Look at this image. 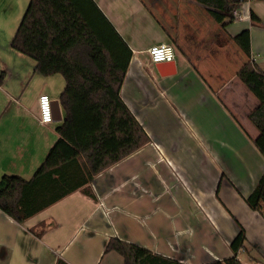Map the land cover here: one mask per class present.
<instances>
[{
	"label": "crops",
	"instance_id": "obj_1",
	"mask_svg": "<svg viewBox=\"0 0 264 264\" xmlns=\"http://www.w3.org/2000/svg\"><path fill=\"white\" fill-rule=\"evenodd\" d=\"M94 1L132 49L120 94L151 141L97 174L94 197L77 189L22 223L0 209V264H125L120 253L105 252L111 237L208 264L234 255L241 226L238 259L264 264V215L246 201L264 175V131L248 119L259 102L237 76L250 59L264 71V0L239 4L244 18L226 13L224 25L207 10V26L192 16V26H203L195 37L145 0ZM29 2L0 0V19L23 17ZM171 26L181 28V53L175 49L176 72L163 75L148 48L170 43ZM245 29L251 58L233 39ZM13 37L8 33L5 46L0 38V180L31 178L65 117L64 76L41 74L33 58L12 47ZM42 93L61 120L40 121Z\"/></svg>",
	"mask_w": 264,
	"mask_h": 264
},
{
	"label": "trees",
	"instance_id": "obj_2",
	"mask_svg": "<svg viewBox=\"0 0 264 264\" xmlns=\"http://www.w3.org/2000/svg\"><path fill=\"white\" fill-rule=\"evenodd\" d=\"M195 1L223 25L235 3ZM233 39L251 58L250 30ZM12 47L33 58L41 74L60 73L66 81L60 94L65 117L43 163L29 179L6 174L0 180V209L22 223L77 189L94 197L95 176L151 138L120 94L132 49L94 0H30ZM237 76L259 102L248 119L264 131V71L250 59ZM4 77L0 70V83ZM246 201L264 215V175ZM245 240L241 226L231 244L234 255L208 264H241L237 255ZM108 251L120 253L125 264H186L118 237L108 240ZM57 264L69 263L60 258Z\"/></svg>",
	"mask_w": 264,
	"mask_h": 264
},
{
	"label": "rangeland",
	"instance_id": "obj_3",
	"mask_svg": "<svg viewBox=\"0 0 264 264\" xmlns=\"http://www.w3.org/2000/svg\"><path fill=\"white\" fill-rule=\"evenodd\" d=\"M145 1L147 3L154 5L153 7L157 13V16H167L168 19H170L171 17L175 18V20L179 24H181L180 22H183L182 23L183 26L186 25L183 28V31L186 30L187 34L192 37L196 36L197 34L196 29H199L203 26L201 27L194 26L196 24L197 20L195 19L197 17L194 19V21H191V20L189 21L188 19H191L194 16H199L203 24L205 25L206 24L204 22L205 19L202 16H209L208 12L206 11L207 9H205L203 5H198L199 3L198 4L195 3L197 1L195 2H192L191 0H145ZM176 16H179V17H177L176 19ZM183 16H191V17L187 18ZM22 18H23L22 16H20L19 18L18 17L16 18V16H12V18H10V20L7 21L8 18L1 16L0 29H2L3 32L0 33V38L2 40V46H5L6 40L9 39V38H6L8 33L9 34L14 33L15 35L16 33L15 31H17L18 26H19L18 24H20L19 22H21ZM191 24H194V25L192 26ZM205 26H207V24ZM180 30L181 28H177V26L175 28L171 26L170 28V41H171L170 43L175 47L178 53H181V51L177 47L182 46ZM4 32H6L7 34L5 35ZM178 43L180 45L177 46ZM243 57L245 58V55H243ZM241 258L245 261L249 260L247 253H242Z\"/></svg>",
	"mask_w": 264,
	"mask_h": 264
},
{
	"label": "built area",
	"instance_id": "obj_4",
	"mask_svg": "<svg viewBox=\"0 0 264 264\" xmlns=\"http://www.w3.org/2000/svg\"><path fill=\"white\" fill-rule=\"evenodd\" d=\"M234 6L230 11V15L237 19L244 18L239 10V4L250 0H233ZM148 53L154 63L175 61V47L170 43L153 44L148 48ZM54 108L52 98L48 93H42L39 96V118L42 123H50L54 121ZM241 264H262V263H246Z\"/></svg>",
	"mask_w": 264,
	"mask_h": 264
},
{
	"label": "water",
	"instance_id": "obj_5",
	"mask_svg": "<svg viewBox=\"0 0 264 264\" xmlns=\"http://www.w3.org/2000/svg\"><path fill=\"white\" fill-rule=\"evenodd\" d=\"M156 66L158 67L159 71L163 75L173 74L176 72V62L175 61L159 62V63H156ZM56 103L58 102L56 101ZM54 120L55 121L61 120V116L59 117L54 116Z\"/></svg>",
	"mask_w": 264,
	"mask_h": 264
}]
</instances>
